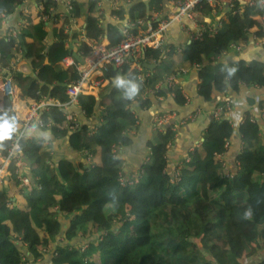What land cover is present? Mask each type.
<instances>
[{
	"label": "trees",
	"instance_id": "obj_1",
	"mask_svg": "<svg viewBox=\"0 0 264 264\" xmlns=\"http://www.w3.org/2000/svg\"><path fill=\"white\" fill-rule=\"evenodd\" d=\"M21 1L0 0V12L12 13ZM95 2L74 0L78 20L86 23L85 35L97 39L106 32L111 44L118 43L119 26L99 27V18L89 12L87 5ZM233 3L214 34L148 49L145 61L155 68L152 72L145 69L152 73L146 85L140 83L138 72L126 65L120 77L129 84L106 86L105 98L100 101L92 95L80 96L78 108L86 118L96 114L98 105L103 107L102 121L95 128L85 124L72 131L64 126L63 112L53 109L43 115L45 121L52 122L50 127L34 125L27 131L20 141L21 155L33 186L28 191L19 189L15 163L8 165L0 182V264H31V260L47 257L50 264H243L259 252L263 253L259 264H264V138L257 120L253 123L247 115L235 128L224 117H212L202 140L189 150L173 180L165 172L168 146L176 137L172 126L152 133L147 144L150 158L142 165L136 185L120 186L118 174L124 160L113 152L115 144L126 147L134 142L131 131L138 130V125L129 103L137 100L149 108L151 101L142 99L146 89L159 97L172 96L179 106L187 105L179 84H172L167 91L156 89L181 68H197V93L205 101H212L215 92L226 86L236 92L241 85L264 87L263 61L241 57L233 62L219 61L233 46H247L251 36L264 42L262 7L241 8L239 0ZM160 5L163 0H136L130 15L144 17L160 10ZM203 11L211 12L207 5ZM1 22L0 18V28ZM52 34L54 42L46 44L47 28L39 22L24 26L19 41L0 38L3 64H8L20 43L33 65L31 73L14 74L25 96L67 98L66 82L75 76L76 68H64L61 62L77 55L65 45L64 27H54ZM225 77L224 87L217 79ZM130 84L136 85L131 96L127 94ZM224 103L221 100L217 106ZM254 103L249 98V105ZM258 106L264 112V100ZM5 116L17 122L10 101L0 93V123ZM236 129L242 140L238 169L228 172L223 156ZM32 131H49L59 140L67 138L73 152L92 155L93 165L85 169L81 162L56 156L52 144H46L47 137H36ZM15 134L14 129L0 139L1 154Z\"/></svg>",
	"mask_w": 264,
	"mask_h": 264
},
{
	"label": "built area",
	"instance_id": "obj_2",
	"mask_svg": "<svg viewBox=\"0 0 264 264\" xmlns=\"http://www.w3.org/2000/svg\"><path fill=\"white\" fill-rule=\"evenodd\" d=\"M31 1L22 0L14 6L12 13H8L6 10L0 12L2 20L0 38H3L6 42L19 41L21 29L27 24L44 23L48 35L54 27H64V35L68 37L65 45L72 50V53L76 52L77 56L75 54L69 55L61 62L64 68H76L75 76L66 82L67 98L64 100H58L47 95H41L36 99L21 93V88L18 86L14 74L22 73L21 65L26 62L27 58L24 56L25 47L20 45V43L16 45L8 64L0 63V93L11 102V108L17 120L14 124L16 134L13 142L4 154L0 153V182L7 175L6 169L8 165L14 162L17 177L20 181V188L27 191L32 188L33 183L22 169L25 160L21 155L20 141L34 125L39 128L51 126V121L48 122L43 119L44 114L51 112L53 109L59 110L63 112L65 117L64 126H67L72 131L77 130L82 125L71 108L78 105L80 96H95L100 89L102 90L108 86L111 78L120 76V72L123 71L126 65L136 70L140 83L146 85L151 72H145V69H149L144 66L147 63L145 54L150 48L163 49L170 44L168 38L172 24H178L180 30L188 34L189 41L198 40L203 38L206 33L214 34L217 32L222 26L221 18L223 12L234 5V0H170L167 9H165L166 7L164 8V5H160L161 9L152 14H146L144 17L136 14L131 17L130 9L136 0H96L94 4H88L87 8L92 16L99 18V27L105 24L107 7L111 11V17L122 22L117 24L121 39L118 43L111 44L106 32L97 39H90L85 35L86 23L82 22L78 26V17L73 7L74 0H50L48 5L37 0L30 4ZM239 1L242 4L241 8L243 6L252 7L257 4L262 7L261 21L264 37V0ZM205 5L210 7V14H206L203 11ZM47 6L48 8H46ZM90 8H93V11ZM120 14H123V18L120 17ZM203 16H213L215 20H207ZM48 35L45 39L46 44L49 43ZM107 39L108 42H106ZM262 43L264 44V42ZM83 46L85 50L82 49ZM232 48L237 49L239 46H233ZM186 73L187 70L181 68L176 75L170 76L157 85L156 89H168L172 84H179V78ZM229 89L230 87L228 86L224 88L223 92L225 95ZM146 91L155 95L154 90L146 89ZM184 96L189 103V98L185 94ZM226 96L224 105L217 106L212 117L217 119L224 117L230 120L236 128V124L241 118L238 116V120L237 118L234 119L231 99L228 95ZM131 105L132 102L129 103L132 110ZM201 115V110H197L178 119L176 111H161L154 118V129H163L171 126L175 129L176 124L196 122ZM250 120L253 123L256 122L254 117ZM17 124L18 127H16ZM227 146H229V142H227ZM120 147L122 146L117 144L113 146V152L117 156H119ZM83 153L86 156L84 167L88 169L93 165L92 155L88 154L87 151ZM179 170L180 168H177L170 175L171 180L178 178ZM165 172L167 173L166 170ZM142 173V169L126 172L123 163L118 174L120 186L136 185L139 183Z\"/></svg>",
	"mask_w": 264,
	"mask_h": 264
},
{
	"label": "crops",
	"instance_id": "obj_3",
	"mask_svg": "<svg viewBox=\"0 0 264 264\" xmlns=\"http://www.w3.org/2000/svg\"><path fill=\"white\" fill-rule=\"evenodd\" d=\"M34 1L35 0H32L30 4H32V2ZM143 1L145 3H148V0H143ZM169 1L170 0H163L164 8L166 7L165 9L168 8ZM106 14L107 17L104 24L105 28L110 24L117 25L122 23L120 20L111 17V11L108 7L106 8ZM203 18L207 20L211 19L212 21L215 20L213 16H209V17L203 16ZM81 24H82L81 20H78V26H80ZM1 26H2V22H1ZM52 30L49 32L48 35L49 45H51L54 42ZM168 39L170 43H175V44L190 42L188 34L182 32L178 24L171 25ZM106 42H108V39L106 40ZM82 49L85 50V47L83 46ZM240 57L246 61L252 59H258L264 62V44L262 42H257L254 39V37L251 36V39L249 40L247 46H243V47L240 46L237 49L231 48L229 52L224 53L219 58V61L233 62ZM0 63L2 62L0 61ZM21 66H22L23 74H28L33 71L32 68L33 65L29 63V60H26V62H24ZM153 69H150L151 72L153 71ZM184 69L187 70L186 68ZM116 78H117L116 76L111 78L108 85L111 86L115 85L114 81L116 80ZM226 78L227 77L223 79L218 78L217 79L218 84L219 85L221 84L225 87ZM198 83H199V78L197 74V68H192L190 70H187V73L183 74L181 78H179V85L182 87L184 94L190 100L189 103L184 106L177 105L173 97L170 95L165 97H159L151 93H148L147 91H144L142 99L151 101L152 104L149 108H145L137 100L131 101L132 102L131 106L133 108L132 111L135 114V118H136L135 122L138 125V130L131 131L132 137L134 139V142L131 145L126 147L122 146L119 148V156L121 159L124 160V170L126 172L137 171L138 169H142V165L150 158L151 153L147 144L148 141L151 139L152 133L155 130L154 118L161 111H176L178 115V119L185 117L186 115L191 114L197 110H201L202 112L201 117L196 122L176 124L175 126L176 137L167 152L168 164L166 171L169 176L173 174L177 170V168L181 167V162L184 158L187 157L189 150L193 149L202 140L201 134L204 128L207 126L210 119L212 118L213 112L216 109L219 101L227 98L226 95H228L229 98L231 99L233 105L232 114L234 116V119L237 118L238 116L241 118L237 122L236 126L238 127L241 122H244L246 120L245 116L249 115L250 119L254 117L259 124L260 134L264 138V112H262L258 106V102L264 100V87L260 88L255 86L241 85L240 90L238 92L230 88L226 93V95L222 91L223 89H221L215 92V97L212 101H205L203 98L201 99L198 96L197 93ZM105 88H103L102 90L100 89L98 93H96L95 97L98 101L105 98V96H103ZM163 89L165 91L168 90L166 88ZM37 93H38V89L35 91L36 95ZM249 98H251L252 102H255L253 105H249ZM102 108H103L102 106L98 105L96 114L91 118H86L83 115L82 111L78 108V105L73 106L71 110L77 115L82 126L87 124L89 128L93 129L97 125H99V123L102 121V117H101L102 115L101 113L103 110ZM16 127H18V124L16 125ZM31 134L35 135L36 137H44V136L47 137L46 142L52 144L56 156L58 154V156L59 157L61 156V158L64 157L77 163L81 162L84 165L86 164L85 154L83 152L80 153L73 152L68 146L67 138L62 140L55 139L49 131L48 132L32 131ZM241 146H242L241 136L239 135L236 129L235 134L231 140L230 148L228 152L223 156L225 169L228 172L237 171L238 169L237 156L240 153ZM27 166L28 164L26 163V161H24L23 168L25 167L26 169ZM19 189H22L20 188V185H19ZM30 262L31 264H50L51 259L47 257L43 260L39 259L36 262H33V260H31Z\"/></svg>",
	"mask_w": 264,
	"mask_h": 264
},
{
	"label": "clouds",
	"instance_id": "obj_4",
	"mask_svg": "<svg viewBox=\"0 0 264 264\" xmlns=\"http://www.w3.org/2000/svg\"><path fill=\"white\" fill-rule=\"evenodd\" d=\"M115 84L119 87V86H124L126 84H129L130 82L125 81L123 78L121 77H117L116 80L114 81ZM136 91V85L135 84H130V86L128 87V92L127 94L129 96L133 95ZM14 124H15V120L14 118L11 120H9V118L7 116H5L3 118L2 123H0V139H3L5 137H8L10 135V133L14 130Z\"/></svg>",
	"mask_w": 264,
	"mask_h": 264
},
{
	"label": "rangeland",
	"instance_id": "obj_5",
	"mask_svg": "<svg viewBox=\"0 0 264 264\" xmlns=\"http://www.w3.org/2000/svg\"><path fill=\"white\" fill-rule=\"evenodd\" d=\"M106 90V89H105ZM171 197H176L175 194H171ZM263 258V253H258L256 256L247 258L246 260L243 261V264H259L260 260Z\"/></svg>",
	"mask_w": 264,
	"mask_h": 264
},
{
	"label": "water",
	"instance_id": "obj_6",
	"mask_svg": "<svg viewBox=\"0 0 264 264\" xmlns=\"http://www.w3.org/2000/svg\"><path fill=\"white\" fill-rule=\"evenodd\" d=\"M144 66H145L146 68H150V69L155 68V65H152V64H149V63H145Z\"/></svg>",
	"mask_w": 264,
	"mask_h": 264
}]
</instances>
